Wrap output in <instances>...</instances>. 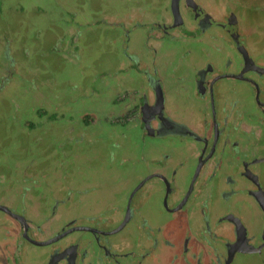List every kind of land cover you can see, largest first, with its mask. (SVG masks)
Returning <instances> with one entry per match:
<instances>
[{
  "label": "rangeland",
  "instance_id": "1",
  "mask_svg": "<svg viewBox=\"0 0 264 264\" xmlns=\"http://www.w3.org/2000/svg\"><path fill=\"white\" fill-rule=\"evenodd\" d=\"M201 2L215 11L211 0ZM213 2L231 6L245 27L263 33L264 0ZM170 3L2 0L0 205L26 216L37 239L57 236L74 218L99 211L109 214L110 204L125 202L139 179L153 171V160L169 153L164 140L143 135L137 116L118 121L113 104L118 96L127 105H134L135 100L140 104L152 92V80L160 79L167 109L180 119L194 121L204 103L195 94L185 99L184 93L196 87V63L215 58L220 70L236 69L237 54L221 29H212L210 37L203 35L200 40L186 39L180 31L176 37L152 36L156 32L153 23L168 15ZM130 51L140 54L145 61L142 66L134 62ZM220 105L217 101V109ZM182 152L177 161L185 163L176 176L184 190L191 184L196 160ZM261 165L264 178V161ZM156 179L147 186L149 190ZM147 204L150 212L151 204ZM247 207L246 218L256 226L260 216L252 204ZM4 215L0 210V218ZM7 227L9 222H2V228ZM133 229L137 235L141 232ZM131 231L120 230L110 242L122 246L123 240H130ZM74 234L92 237L86 230ZM182 258L179 252L175 262L185 264ZM4 259L0 257L6 263ZM231 264H264V246L257 252H238Z\"/></svg>",
  "mask_w": 264,
  "mask_h": 264
},
{
  "label": "flooded vegetation",
  "instance_id": "2",
  "mask_svg": "<svg viewBox=\"0 0 264 264\" xmlns=\"http://www.w3.org/2000/svg\"><path fill=\"white\" fill-rule=\"evenodd\" d=\"M202 3L177 0L176 17L171 0L168 15L153 23L156 32L151 35L162 39L166 35L176 37L180 31L186 39L188 36L200 40L203 35L210 37L212 29H221L237 54L236 69L220 70L215 58L204 64L196 63V87L184 93L185 99L195 94L204 103L199 107L201 115L194 121L180 119L167 109L160 79L152 80V92L140 104L135 100L130 105L127 113L135 115H117L118 121L137 116L143 135L157 142H169L167 146L171 148L168 154L153 160L155 168L139 179L125 202L110 204L107 215L99 211L74 218L61 228L58 239H54L57 237L54 233L46 240L34 236L33 225L26 216L10 208L8 212L1 208L7 206L0 205V210L21 225L22 235L29 242L54 239L49 243L54 246L44 264H95L90 258L97 249L105 264H157L153 249H162L159 245L170 243L167 235L175 237L186 228L194 233L175 238L185 264H231L238 252H245L250 246L263 248L264 30L259 33L245 27L227 4L211 0L213 11ZM211 39L216 40L214 36ZM225 52L231 55L230 51ZM233 64L230 61L229 65ZM217 101H221L219 109ZM257 148L263 151L257 153ZM182 150L196 160L195 174L184 190L176 176L185 163L177 161L183 155ZM153 178L158 181L151 185V192L147 186ZM147 202L151 204L150 212ZM250 204L260 216L256 226L246 218L245 210ZM167 216H171L170 221H165ZM133 228L141 232L137 235ZM124 229L127 232L133 229L130 240H123L122 246L117 241L110 242ZM77 230H86L92 237H77L74 234ZM130 244L133 247L125 252L123 249Z\"/></svg>",
  "mask_w": 264,
  "mask_h": 264
},
{
  "label": "crops",
  "instance_id": "3",
  "mask_svg": "<svg viewBox=\"0 0 264 264\" xmlns=\"http://www.w3.org/2000/svg\"><path fill=\"white\" fill-rule=\"evenodd\" d=\"M129 54L133 55V60L136 64H138V66L143 65V62H140V59H141L140 54H138L137 52H133V51H130ZM134 62L132 61L133 65H135ZM143 68H146V67L143 66ZM113 104L115 106L114 109H116L117 107V111H118L115 116L121 113H127V111H129L130 104L129 103L128 105L125 104L123 97L118 96L117 102L115 100ZM113 112H115V110H113ZM88 123L86 124L88 125ZM85 127L87 126L84 125V129ZM80 134L78 135V137L80 136ZM166 143L168 144L169 142H166ZM83 147H85V145H83ZM4 217H5L4 219L0 218V257L1 256H3L4 258L7 257V259H4L6 260L5 261L6 263H3V261H0V264H44L46 262L47 255L51 251V248L54 246V245H50L49 243H52L53 241L48 242L50 241L48 240L46 241L48 243H43V244L35 243L36 245L35 248H32L31 245L34 243L29 242L22 235L21 225L13 217L9 216L6 213ZM4 221H6V223L9 222V227H7L6 229L2 228V222ZM162 226H164V224ZM48 232H53V231H48ZM193 233H194L193 230L186 228L182 234L175 235V237L165 234L168 236L170 243L159 245V247H162V249H158V250H156V248L153 249V254H152L154 256L153 258L156 257L158 259V262L161 259H163V262H160L157 264H161V263L178 264L175 261H173V257H175L176 259L178 258L179 252H181V246L178 243H176L174 239L181 237L183 234H193ZM34 236L36 237V235ZM28 243H31V244L29 245ZM159 243H160V239H159ZM155 250L156 252L154 253ZM94 261H95V264H105L106 263V260L103 259V255L99 249H97V253L94 256ZM93 263L94 262H92V264Z\"/></svg>",
  "mask_w": 264,
  "mask_h": 264
},
{
  "label": "water",
  "instance_id": "4",
  "mask_svg": "<svg viewBox=\"0 0 264 264\" xmlns=\"http://www.w3.org/2000/svg\"><path fill=\"white\" fill-rule=\"evenodd\" d=\"M175 10V11H174ZM176 10H177V0H173V11H174V13L176 12ZM176 14V13H175ZM180 13H179V10H178V15H179ZM176 17H177V14L175 15ZM262 205H263V208H264V202H262ZM2 209H4V210H6V211H8V212H11V210L9 209V208H7V207H1ZM59 238V236H57L56 238H54V239H58ZM54 239L53 240H50V241H48V242H51V241H54ZM48 242H36V243H48ZM259 250H261V246L260 247H258V248H253L252 246H250L249 248H246L245 250H243V251H245V252H253V251H259Z\"/></svg>",
  "mask_w": 264,
  "mask_h": 264
},
{
  "label": "trees",
  "instance_id": "5",
  "mask_svg": "<svg viewBox=\"0 0 264 264\" xmlns=\"http://www.w3.org/2000/svg\"><path fill=\"white\" fill-rule=\"evenodd\" d=\"M1 8H2V0H0V10H1Z\"/></svg>",
  "mask_w": 264,
  "mask_h": 264
}]
</instances>
